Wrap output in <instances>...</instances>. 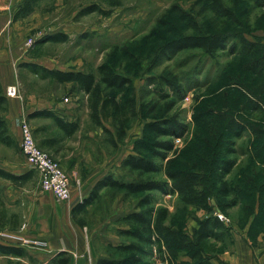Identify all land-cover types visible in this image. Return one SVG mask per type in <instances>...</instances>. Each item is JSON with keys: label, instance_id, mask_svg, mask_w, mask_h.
Instances as JSON below:
<instances>
[{"label": "rangeland", "instance_id": "374dc122", "mask_svg": "<svg viewBox=\"0 0 264 264\" xmlns=\"http://www.w3.org/2000/svg\"><path fill=\"white\" fill-rule=\"evenodd\" d=\"M16 8L5 19L10 23L0 29V44H22L15 66L11 63L19 97L7 96L8 106L0 108L7 126L4 137L13 140L12 146L0 141V168L14 174L33 171L34 177L23 185L0 179V232L48 246L44 250L23 247L28 253L23 258L0 254V264H54L46 259V237L60 227L47 198L50 192L44 190L39 174L31 170L20 149L23 120L37 146L70 179V197L61 203L71 201L72 206L65 207L63 227L86 235L91 246L89 262L118 257L114 247L132 241L119 235L127 228L121 218L139 211L143 195L103 189L99 201L82 215L85 227L73 221V207L108 174L123 181H167L163 172L146 177L122 165L129 155L151 158L157 142L173 143L169 158L174 159V168L197 176L199 189L208 194L214 212L232 199L218 195L217 175L224 160L237 161L227 177L234 195L264 197V138L256 139L251 133L257 128L264 131V0H44L30 16L13 22ZM188 35L228 39L225 50L214 56L194 49L163 52L169 41ZM242 41L254 44V49L245 50ZM29 63L39 68H30ZM101 65L128 78L126 90L112 91V95L120 104L132 101L136 111L126 137L116 140V146L110 134L92 121L87 95L75 84L58 83L40 68L92 72L99 78ZM9 87L2 89L5 94ZM43 109L78 121L79 130L69 137L52 119L34 116ZM167 119L181 125L182 137L158 136L147 127ZM104 127L115 133L111 120L104 121ZM239 127L247 131L237 139ZM43 139H56L57 144L43 147ZM229 148L234 152L228 154ZM154 162L165 165L158 158ZM153 195L157 206L169 210L166 225L193 245L199 221L208 212L185 205L177 195ZM232 210L226 214L230 219L226 226L231 229L234 220L247 221L240 206ZM146 250L140 264H166L155 248ZM178 259L189 260L184 252Z\"/></svg>", "mask_w": 264, "mask_h": 264}, {"label": "trees", "instance_id": "16d2710c", "mask_svg": "<svg viewBox=\"0 0 264 264\" xmlns=\"http://www.w3.org/2000/svg\"><path fill=\"white\" fill-rule=\"evenodd\" d=\"M44 0H22L13 14V22L30 16L37 9L38 5ZM114 3L113 6H118ZM227 39L225 36H207V35H188L172 41H169L163 47V52H181L187 49L200 50L211 56L225 50ZM243 47L247 51L254 49V44L248 41H242ZM30 68H39L36 64H28ZM49 77L60 84L72 83L78 86L88 97L90 116L92 121L99 127H103L105 132L110 134V142L116 146V140L120 141L126 137V127L135 116L136 111L132 101L124 104L118 103L112 95V91L124 92L129 83L128 78L115 73L108 65L98 67L99 78L92 72L83 71H62L50 70L40 67ZM0 84V108L8 106V97L2 90ZM34 116L50 118L61 128L67 136H73L79 130L78 121H69L59 112L53 109H43L37 111ZM111 120L115 133H112L104 127V121ZM148 129L158 136L182 137L184 130L174 119H167L158 122H152L147 125ZM247 131L246 127H239L235 132L237 139ZM251 133L256 139L264 138V131L261 129H251ZM7 134L6 121L0 118V141L8 146L13 145L10 136ZM41 146L54 148L57 144L56 139H43ZM233 145V143H231ZM173 143L157 142L151 158L143 156L129 155L124 159L122 165L133 173L141 176H150L163 172L167 181L160 182L152 179L146 181H123L116 179L112 174H108L99 180L90 191L89 195L81 202L77 203L72 209L73 221L80 227H85L86 223L82 215L86 209L99 201L101 191L105 188L119 189L126 194L139 195L142 198L137 208L139 211H133L122 216L121 221L127 224V228L121 229L119 235L132 241L129 243L117 244L114 249L119 252L118 257L99 258L96 264H140L141 254L147 253L146 247L156 249L162 255V260L166 264H213L212 260L218 251V243L223 242L227 233L231 230L225 226L216 216L214 207L209 206L208 194L200 190L199 179L194 173L174 168V159L169 158V153L173 152ZM229 148L227 153H233ZM154 158L165 162V165H159L154 162ZM237 164L236 160H224L221 163L218 175V195L223 198H232L223 206L217 209L225 215L229 210L240 204L242 211H246V217L255 215L254 198H241L240 195H234V189L227 177L232 173ZM34 177L33 171H27L23 174H14L0 168V179H5L15 185H23ZM264 189V187H263ZM159 192L162 195H177L185 205L195 206L208 212V216L199 221L198 229L195 232L193 245L183 240L180 234L166 225L169 217V210L162 206H157V200L153 195ZM262 194V193H261ZM260 198V196H259ZM240 200H242L240 202ZM260 213L256 215L253 225L258 227L256 231L264 227V197L260 198ZM244 208H247L246 210ZM259 225L261 226L259 228ZM253 226V229H254ZM25 248L15 245L0 243V254L23 258L27 256ZM184 252L189 260H179L181 253ZM56 264H69L70 258L65 253H59L55 259Z\"/></svg>", "mask_w": 264, "mask_h": 264}, {"label": "crops", "instance_id": "0c3cea01", "mask_svg": "<svg viewBox=\"0 0 264 264\" xmlns=\"http://www.w3.org/2000/svg\"><path fill=\"white\" fill-rule=\"evenodd\" d=\"M21 1L0 0V29L10 23L9 21L6 23L5 19L11 13L12 8L18 6ZM7 42V45L0 44V84L4 90L15 85L14 73L16 70L11 66V63L13 62L15 66L16 60L21 55L19 53L22 45L20 41ZM11 102L18 103L16 100H11ZM48 194L47 198L52 201L53 213L60 223V227H57L56 232L52 235L46 237L49 241V253L46 254V259L54 263L53 259L63 252L70 258L69 264H96L98 258L92 262L88 261L90 256L88 251L91 246L89 241L86 244L87 237L83 231L78 230L69 233L68 228L63 227V213L65 207L68 206L67 208L71 209V201L66 204L61 203L55 200L53 194ZM260 204L261 200L257 197L254 204L255 215H250L246 222L238 220L232 222L233 227L227 233L226 239L218 243V251L212 260L213 264H264V227L262 230L256 231L258 227L253 225L254 218L260 213ZM238 206L241 208V204ZM65 228L68 232L65 231Z\"/></svg>", "mask_w": 264, "mask_h": 264}, {"label": "built area", "instance_id": "2783aa9c", "mask_svg": "<svg viewBox=\"0 0 264 264\" xmlns=\"http://www.w3.org/2000/svg\"><path fill=\"white\" fill-rule=\"evenodd\" d=\"M29 43L31 44L32 42ZM6 96L12 98L19 97V90L16 86H10L7 89ZM20 125L22 134L20 149L26 158L28 166L31 170H34L39 174L45 191L52 193L57 201L65 202L69 199L71 194L70 179L68 175L58 163L37 146V142L35 141L32 130L27 122L25 120L20 121ZM215 216L225 226L229 225V217L218 209L215 210ZM0 243L33 249L30 246L32 245L35 249L41 250L47 249L48 246V244L42 241L28 240L22 236L9 235L8 233L3 234L2 232H0Z\"/></svg>", "mask_w": 264, "mask_h": 264}]
</instances>
